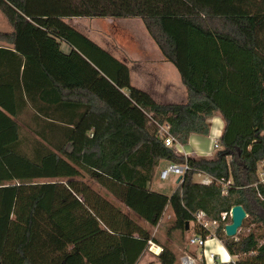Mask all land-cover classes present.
<instances>
[{"label":"trees","instance_id":"obj_1","mask_svg":"<svg viewBox=\"0 0 264 264\" xmlns=\"http://www.w3.org/2000/svg\"><path fill=\"white\" fill-rule=\"evenodd\" d=\"M0 11L13 28L0 32L12 46L0 56L14 67L0 87L14 83L21 98L14 109L0 101V264H138L151 238L143 221L157 227L166 207L173 233L204 212L235 264H264V231L231 239L222 221L240 205L264 228V0H0ZM72 18L140 19L187 103L160 105L132 86L128 65ZM215 115L224 130L212 157L159 137L163 123L180 146L209 137ZM161 162L188 168L171 196L151 189ZM161 245L159 263L180 264Z\"/></svg>","mask_w":264,"mask_h":264},{"label":"crops","instance_id":"obj_2","mask_svg":"<svg viewBox=\"0 0 264 264\" xmlns=\"http://www.w3.org/2000/svg\"><path fill=\"white\" fill-rule=\"evenodd\" d=\"M68 20H70V19H68ZM68 20H67V22L69 23ZM110 20H113V19H110ZM113 22H117V20L113 21ZM113 22L110 24V28L115 26V24ZM3 24H6L8 27L6 28L5 31L0 30V32L11 33L13 31V28L11 27V25L9 24L7 19L3 16V14L0 11V25H3ZM70 25L75 27L76 29H78L80 31H83L82 26L84 27L85 24L80 23V22L74 23L73 21H71ZM119 25L121 26V24H118V26ZM82 33L84 34L85 32L83 31ZM86 36L89 39H91L93 42H95L96 44L99 45L98 40L92 39L87 34H86ZM148 36H149V34H148ZM149 38H150V36H149ZM150 40H151L152 44H154V45H152L150 41H149L150 43L148 42L147 44L144 42L145 46L147 48H149V50L144 51V53L126 52V56H124V55L119 56L118 54L115 53V51H117V50L113 47H112L113 50H109L108 52H110L116 58H118L119 60H121V61L125 62L127 65H129L128 67H129L130 73H131L130 77H131L132 86L150 94L152 96V98L156 101V103H158L160 105L186 104L188 101L187 90L182 85V82H181V79H180L178 72L176 71L174 66H172V64L168 63L164 59L162 53L160 52V50L158 49L156 44L153 42V40L151 38H150ZM105 43H110V42L107 40ZM64 45L67 46L66 44L62 43V45H61L62 51L64 53H69L70 47L67 46V49H66V47H64ZM102 45L105 48H108L104 44V41H102ZM99 46H101V45H99ZM1 48L12 49V46L7 44L4 41H0V49ZM5 56H9V55H1L0 56V71H2L3 69H6L8 71L13 70V68H14L13 65L10 64L11 62L8 59L6 60L7 57H5ZM130 61H132V63H134L133 68L130 67V64H129ZM12 84H13V87L11 89L8 88L7 90H4V89H1V87H0V101L7 98L8 105L9 106L12 105V107L14 109V107H17V104L19 102L21 103V98L18 95L17 90H15L14 83H12ZM32 115H33V110L30 107V108H28V110L26 109L20 115V118L23 121H27L30 118H32ZM209 123H210V127H211V132H210L209 137H201V136L193 135L190 138L188 145L180 146L181 149L176 147L177 151L180 152L182 150L184 152L183 154L186 156H189V157H206V158L212 157V155H211L212 144H208L207 146H205L206 145L205 142H206V140H210V138L212 137V131H213L214 124H215V127L217 128V134H218L216 137V140L222 135V132L224 130V122L219 115H215L213 118H211L209 120ZM167 164L168 163H166V162H161L158 169L165 167ZM198 177L199 178L202 177V180L204 178L206 179L205 176H198ZM202 180H201V182H202ZM159 181H160V179H159ZM160 182H162V181H160ZM175 182H176V186L174 188L175 189L174 192L179 187V179L177 178ZM151 189H152V191H154L156 193L164 194L167 196H170L171 194L174 193V192L173 193L172 192L165 193V192H162L160 190H156L155 188H153V183L151 185ZM171 215H172L171 211H168V208H167V210L164 213L163 218L164 217L170 218ZM163 218H162V220H163ZM143 224L145 227H147L150 230V232H152L155 229L154 227H152L150 224H148L145 221H143ZM156 244L158 247L159 246L162 247V245L160 243L156 242ZM204 251L209 253V251H207V246H206ZM156 252H159V251H156ZM225 254H226V250L224 249L223 255H225ZM148 256H150L151 258H154L155 260L158 261L159 255L155 256L152 254H148V252H145V254L142 257H148ZM192 257H194V256H192ZM194 258H196V257H194Z\"/></svg>","mask_w":264,"mask_h":264},{"label":"rangeland","instance_id":"obj_3","mask_svg":"<svg viewBox=\"0 0 264 264\" xmlns=\"http://www.w3.org/2000/svg\"><path fill=\"white\" fill-rule=\"evenodd\" d=\"M68 21H69V24L71 21H73L74 23L76 22L84 23L85 25L84 27L82 26V30L88 36H90L94 40H98L99 45H101V47L107 51L113 50V48H115L117 50L115 51V53L118 54L119 56L121 55L126 56V52L144 53V51L149 50V48L145 46V43L147 44L149 41L151 42V40L146 32V29L142 21L138 18L117 20V22H113L116 20L97 19V18L96 19L95 18H72ZM112 22L115 24V26L110 28V24ZM118 24H121V26L120 25L118 26ZM7 27L8 26L6 24L0 25V30L5 31ZM107 40L110 43H105ZM102 41H104V44L109 49L105 48L102 45ZM64 47H66L67 49V46L64 45ZM129 64H130V67L132 68L134 67V63H132V61H130ZM217 135H218L217 128L215 127V124H214L213 131H212V137L210 138V140H206L205 142L206 144L205 146H207L208 144H212V147H211L212 151H213L215 143L217 142L216 140ZM177 147L181 149L179 145H177ZM180 152L184 153L182 150ZM161 169L162 168L158 169L155 174L153 188H155L156 190L165 192V193H170V192L173 193L175 190L174 188L176 186L175 181L177 178L179 179V177L174 176V177H171L170 180L168 181L160 182L158 178H159V172L161 171ZM200 179L202 180V177L201 178H199L198 176L195 177L196 181L201 182ZM207 179L208 178L206 177V179L204 178L202 181L207 180ZM168 211H170V208H168ZM172 221H173L172 215L170 218H167V217L163 218L160 224L159 230L157 232V235L155 237V241H157V243H160V244H163V243L167 245L169 244L170 248L173 249L174 252H176L178 256V262H181L182 257H188V256H191V257L194 256L196 257V259H199V256L202 250L197 248L196 246H192L189 244V239L194 232L193 223H191L190 225L191 229L190 231H188V233L185 236L184 233H182L181 231H177L174 233L171 231ZM226 222H227V225L231 224V217L228 218ZM243 225L244 226H242L241 229H239L237 235L231 239H236V240L244 239L248 237L251 233L259 234L262 231H264V228H260L259 224L255 225L254 220L250 219L249 217H247L244 220ZM153 233L154 231L151 232V235ZM207 251H209L210 253H214L215 255L219 257H222L224 248H223V245L216 238H210L207 243ZM247 257H251V256H244L242 257V259L243 258L246 259ZM230 259H231L230 263L235 264V261L237 260V258L230 255ZM138 264H159V262L155 260L154 258H151L150 256H148V257H142Z\"/></svg>","mask_w":264,"mask_h":264},{"label":"built area","instance_id":"obj_4","mask_svg":"<svg viewBox=\"0 0 264 264\" xmlns=\"http://www.w3.org/2000/svg\"><path fill=\"white\" fill-rule=\"evenodd\" d=\"M157 127H158V131H159V137L163 140L166 147L176 148L177 145H179L177 143V141L175 140V138L172 136L171 126L168 123L158 124ZM177 148H176V150H177ZM217 150H219L218 142L215 143L211 155L213 156V154ZM187 169L188 168L186 165L180 166L177 164L168 163L159 172V179L162 182L168 181V180H170L171 177H174V176L179 177V179H180L184 176ZM198 176H205L208 178L207 179L208 181L204 180V181H202V183H210L209 177L206 176L205 174L200 173ZM167 208H169V207H166L165 211L167 210ZM165 211H164V213H165ZM164 213H163V216H164ZM163 216H162V218H163ZM228 217L229 218L231 217V212L229 215L223 214L222 215V221H226V219ZM161 221H162V219H161ZM161 221L157 227H154L155 228L153 230L154 233L151 235V238L148 241L147 252L149 254H152L155 256L160 255V253L163 251V248L160 246L158 247L156 242H155V237H156L157 232L159 230ZM193 225H194V228H198L199 230L203 231L204 233H207L206 238H203L201 235H194V236L190 237V239H189V244L192 246H196L197 248L201 249L202 252L199 256V259H196V258L191 257V256L182 257L180 263L181 264H230V262H231L230 255L227 252H226V254H228V256L225 254L222 257H219V256L215 255L214 253H210V252L207 253L206 251H204L206 246H207L208 240L210 238L214 237V232L218 228L217 222H211L207 218V216L204 212H199L198 214H196V216L194 218ZM156 251H159V252H156Z\"/></svg>","mask_w":264,"mask_h":264},{"label":"water","instance_id":"obj_5","mask_svg":"<svg viewBox=\"0 0 264 264\" xmlns=\"http://www.w3.org/2000/svg\"><path fill=\"white\" fill-rule=\"evenodd\" d=\"M182 178L179 179V182ZM248 217L244 208L240 205L235 206L231 210V224L226 225L225 234L228 238H234L239 229L243 226L244 220ZM190 224L187 223L186 230L189 231Z\"/></svg>","mask_w":264,"mask_h":264},{"label":"bare ground","instance_id":"obj_6","mask_svg":"<svg viewBox=\"0 0 264 264\" xmlns=\"http://www.w3.org/2000/svg\"><path fill=\"white\" fill-rule=\"evenodd\" d=\"M228 256V254H226Z\"/></svg>","mask_w":264,"mask_h":264}]
</instances>
